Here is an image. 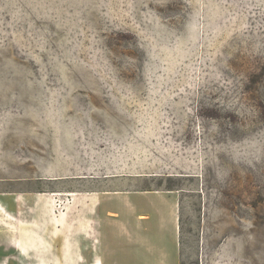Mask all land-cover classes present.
<instances>
[{
  "label": "rangeland",
  "instance_id": "374dc122",
  "mask_svg": "<svg viewBox=\"0 0 264 264\" xmlns=\"http://www.w3.org/2000/svg\"><path fill=\"white\" fill-rule=\"evenodd\" d=\"M93 86L131 88L135 179L177 201L173 264H264V0H0V264H80L55 99ZM174 246L119 238L110 260Z\"/></svg>",
  "mask_w": 264,
  "mask_h": 264
},
{
  "label": "crops",
  "instance_id": "0c3cea01",
  "mask_svg": "<svg viewBox=\"0 0 264 264\" xmlns=\"http://www.w3.org/2000/svg\"><path fill=\"white\" fill-rule=\"evenodd\" d=\"M130 90L70 87L60 92L65 96L55 99L63 106L57 116L64 121V157H69L66 165L70 166L60 172L71 184L65 183L62 190L54 192L78 196V203L61 214L68 212L72 217L78 211L80 264H106L108 258L112 264L115 239L140 236L170 237L175 246L167 252L168 263L173 264L178 255L177 201L135 179L139 175L133 168L137 152L135 111L121 108L135 103L127 96ZM61 214L55 217L57 221ZM33 223L36 228L43 227L40 221ZM3 248L0 246V251Z\"/></svg>",
  "mask_w": 264,
  "mask_h": 264
},
{
  "label": "bare ground",
  "instance_id": "6f19581e",
  "mask_svg": "<svg viewBox=\"0 0 264 264\" xmlns=\"http://www.w3.org/2000/svg\"><path fill=\"white\" fill-rule=\"evenodd\" d=\"M75 194V193H74Z\"/></svg>",
  "mask_w": 264,
  "mask_h": 264
}]
</instances>
